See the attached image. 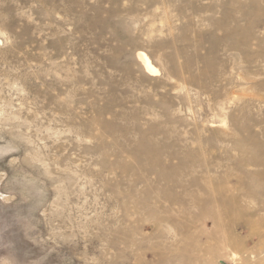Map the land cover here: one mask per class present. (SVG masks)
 <instances>
[{
  "label": "rangeland",
  "instance_id": "obj_1",
  "mask_svg": "<svg viewBox=\"0 0 264 264\" xmlns=\"http://www.w3.org/2000/svg\"><path fill=\"white\" fill-rule=\"evenodd\" d=\"M0 264H264V0H0Z\"/></svg>",
  "mask_w": 264,
  "mask_h": 264
},
{
  "label": "bare ground",
  "instance_id": "obj_2",
  "mask_svg": "<svg viewBox=\"0 0 264 264\" xmlns=\"http://www.w3.org/2000/svg\"><path fill=\"white\" fill-rule=\"evenodd\" d=\"M138 58L141 61L143 68L145 69V71H147L148 73L150 72H156L155 67L152 65L150 59L148 58V56L144 53H139L138 54Z\"/></svg>",
  "mask_w": 264,
  "mask_h": 264
}]
</instances>
